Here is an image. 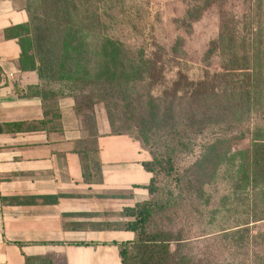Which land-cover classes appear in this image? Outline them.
I'll return each instance as SVG.
<instances>
[{
    "label": "rangeland",
    "instance_id": "rangeland-1",
    "mask_svg": "<svg viewBox=\"0 0 264 264\" xmlns=\"http://www.w3.org/2000/svg\"><path fill=\"white\" fill-rule=\"evenodd\" d=\"M17 4L31 10L37 56L55 68L61 37L82 38L79 74L50 87L75 101L87 148L99 131L145 130L138 142L157 186L147 201L158 208L149 230L178 240L177 264H264V181L245 184L230 157L264 132V0ZM110 40L125 71L138 70L135 81L104 74ZM211 145L217 153L203 157Z\"/></svg>",
    "mask_w": 264,
    "mask_h": 264
},
{
    "label": "crops",
    "instance_id": "crops-1",
    "mask_svg": "<svg viewBox=\"0 0 264 264\" xmlns=\"http://www.w3.org/2000/svg\"><path fill=\"white\" fill-rule=\"evenodd\" d=\"M17 0H0V264L49 256L62 264H122L117 244L133 241L122 229L127 207L148 200L153 175L138 141L99 131L97 151L83 173L79 151L89 133L71 97L58 101L61 120L47 123L37 72L20 68L19 40L7 31L29 22ZM27 123L31 131L6 125ZM108 225L110 228L95 230Z\"/></svg>",
    "mask_w": 264,
    "mask_h": 264
},
{
    "label": "trees",
    "instance_id": "trees-1",
    "mask_svg": "<svg viewBox=\"0 0 264 264\" xmlns=\"http://www.w3.org/2000/svg\"><path fill=\"white\" fill-rule=\"evenodd\" d=\"M30 15L29 22L25 25L10 29L7 31V37L16 38L19 40L22 54L20 59V68L25 72H37L41 81V86L30 87L28 89L29 95H36L43 99L45 120L40 123V126L47 127V123H57L61 120L59 111L58 101L60 98L69 96H60L61 93L56 88H51V85L61 84L74 79L75 75L79 74L81 63L86 59L87 49L82 38L77 37L76 34L66 32L61 37V48L58 53L57 69L55 64L50 63L46 60V57L40 55L37 56L36 49L40 48V38L35 37L38 29L32 19L31 10L28 9ZM86 50V51H84ZM121 49L119 46L110 40V47L105 49L107 57L109 59L107 63V70L104 71L105 75H108L109 80L115 82L116 77L120 75H126L129 81H135L133 77L137 75L138 70L132 67L131 72H126L125 68L121 66L119 59L121 58ZM122 69H121V68ZM58 72H54L56 70ZM120 74V75H119ZM32 125V124H31ZM27 123H12L6 125L9 131L21 132L31 131L35 129ZM3 131V129H0ZM145 130L130 126L126 130L119 129L115 134L112 135H126L138 141L142 138L141 135ZM87 141L83 143V149L79 151L81 161L83 164V173L86 179L90 177L91 169L89 166V155L91 152L97 151V142L93 143L92 148H87ZM217 153L216 147L211 145L209 150L203 157H214ZM220 157H228V152H221ZM230 157H239L236 160L239 161L238 174L240 179L245 183L249 184L252 181H264V132L260 131L254 138V142L250 147L238 149ZM245 157H247L245 159ZM232 160V161H233ZM221 161L218 164H223ZM206 163L211 161L203 160L200 161V165L205 167ZM154 163L149 161L143 163L144 169L153 175L151 183L147 186L151 196L157 194V186L155 184V169L153 168ZM253 170V172H252ZM252 175V176H251ZM158 209V208H157ZM154 200L144 201L137 203L134 207H127L124 209L123 215L126 218H131L133 221H128L123 224L122 229L126 232H132L135 234V239L129 242H123L117 244L119 246V253L122 264H177L175 252L172 249L173 243L178 240L167 232H151L149 230L150 223L153 219V215L157 211ZM108 225H101L94 227L95 230H101L110 228ZM54 264L52 257H33L28 258L24 264Z\"/></svg>",
    "mask_w": 264,
    "mask_h": 264
}]
</instances>
